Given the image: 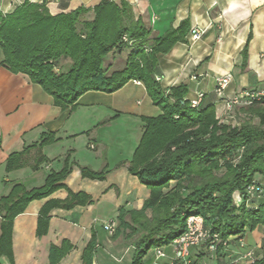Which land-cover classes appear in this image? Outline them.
<instances>
[{
  "label": "crops",
  "instance_id": "0c3cea01",
  "mask_svg": "<svg viewBox=\"0 0 264 264\" xmlns=\"http://www.w3.org/2000/svg\"><path fill=\"white\" fill-rule=\"evenodd\" d=\"M24 1L0 0V12H13ZM101 1L48 0L46 6L51 15L82 6L90 9L85 20H91L92 8ZM125 1L142 18L149 42L187 22L185 40L157 54L152 69L153 79L160 77L155 81L169 104L175 100L167 98L166 92L184 86L185 100L202 93V106L213 105L216 117L221 118L225 102L213 92L217 77L232 75L224 92L227 99L264 87V0ZM193 28L202 31L195 41L191 40ZM128 52L124 47L110 53L106 58L109 71L123 68ZM114 56H118V66L111 61ZM161 113L140 81L130 80L113 92L88 90L75 107L60 108L28 75L0 66V196L8 195L14 184L36 189L52 171H68L50 194L29 201L13 219L11 255H1L0 264H83L91 240L95 246L92 264H130L133 247L123 233H107L104 224L113 222L116 227L122 210L138 211L149 198L150 191L129 172L127 163L142 136V118ZM49 134L55 141L39 146ZM16 153H21L16 167L7 168V160ZM81 167L102 172L103 177H86ZM128 218L125 214L123 219ZM263 247L264 225L239 239L230 236L220 248L221 264H249L259 259ZM198 249L190 250L193 259L200 258ZM160 250L165 257L157 263L171 264L170 245ZM249 251L252 258L244 257ZM154 257L150 250L144 264H153Z\"/></svg>",
  "mask_w": 264,
  "mask_h": 264
},
{
  "label": "trees",
  "instance_id": "16d2710c",
  "mask_svg": "<svg viewBox=\"0 0 264 264\" xmlns=\"http://www.w3.org/2000/svg\"><path fill=\"white\" fill-rule=\"evenodd\" d=\"M47 1L25 0L13 12H0V66L28 75L60 108L75 107L88 90L113 92L136 80L162 110L142 118L143 133L127 163L150 191L149 198L138 211L122 210L112 233H123L133 247L130 264H144L150 250L169 246L186 230L191 215L202 217L208 237L201 245H214L215 252L230 236L239 239L246 230L264 225V181L257 179H264V100L238 106L242 122L237 124L216 117L213 105L190 107L184 86L168 91L167 98L175 100L171 105L161 96L152 69L157 54L185 40V20L149 42L142 18L125 0H102L92 8L91 20H85L90 9L82 6L51 15ZM124 47L129 48L124 67L109 71L107 56ZM53 136L43 137L39 146L55 141ZM20 155H11L7 168L16 167ZM67 173V168L52 171L36 189L14 184L8 195L0 196V256L11 255L13 219L29 201L50 194ZM81 173L103 177L86 167ZM251 184L262 188L260 197L245 196ZM94 247L91 240L83 264H92ZM249 264H264V247L261 258Z\"/></svg>",
  "mask_w": 264,
  "mask_h": 264
},
{
  "label": "built area",
  "instance_id": "2783aa9c",
  "mask_svg": "<svg viewBox=\"0 0 264 264\" xmlns=\"http://www.w3.org/2000/svg\"><path fill=\"white\" fill-rule=\"evenodd\" d=\"M202 31L198 28H193L191 30V40L195 41L200 38ZM127 40L125 37L123 38ZM232 75L231 73H225L215 79V85L213 92L219 99H223L225 102V110L230 113L235 107L238 106H249L254 101L264 100V87H257L254 89L244 90L240 93L233 95L231 98H225L224 92L229 83L231 82ZM155 80H160V77H155ZM168 94V92H166ZM203 94L197 93V95L187 101V104L192 108H198L202 103ZM231 114V113H230ZM225 116L223 120L227 121ZM230 117V116H229ZM262 188L258 184H251L245 192V196L250 198H258L262 194ZM240 198V195L237 194V199ZM104 228L107 233L112 234L114 232L113 222H107L104 224ZM208 237V231L203 225V219L199 215H191L186 221V230L175 238L171 243L170 247L172 249V261L171 264H191L190 260V250L196 246L201 245ZM241 246H242V242ZM209 250L214 251L215 246L211 245L208 247ZM154 263L158 264L157 259L165 257V253L160 249H155ZM244 257L252 258V253L246 252ZM254 261V260H253Z\"/></svg>",
  "mask_w": 264,
  "mask_h": 264
},
{
  "label": "rangeland",
  "instance_id": "374dc122",
  "mask_svg": "<svg viewBox=\"0 0 264 264\" xmlns=\"http://www.w3.org/2000/svg\"><path fill=\"white\" fill-rule=\"evenodd\" d=\"M117 58H118V56H114V60H113V58L111 59V61H113V62L115 61L116 66H118L117 65V61H118ZM233 111H234V109L230 112L231 113L230 114V113L226 112V110H224V115L221 116V119L224 118L225 116H227L226 117L227 118L226 120L229 121L231 124H237V123L242 122L239 119H235V112H233ZM253 121H256V120L253 119ZM258 177H260V176H258ZM258 227L259 226H257L253 230H257ZM253 230H251V231H253ZM248 231H249V229L246 230V232H248ZM196 247L199 248L197 250V252L200 253L199 254L200 258L199 259H193L190 256L191 264H221V263L224 262L223 260H220L221 257L222 258L224 257V255L222 254V250L221 249L219 251H217V252L211 251V250H209L207 248V245L206 244L199 245V246H196ZM259 258H261V256ZM214 260H216V261H214Z\"/></svg>",
  "mask_w": 264,
  "mask_h": 264
}]
</instances>
